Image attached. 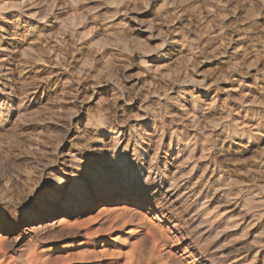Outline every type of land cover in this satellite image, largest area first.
I'll return each instance as SVG.
<instances>
[{
	"label": "rangeland",
	"instance_id": "374dc122",
	"mask_svg": "<svg viewBox=\"0 0 264 264\" xmlns=\"http://www.w3.org/2000/svg\"><path fill=\"white\" fill-rule=\"evenodd\" d=\"M36 1L38 2L31 0L32 6H38ZM44 1L47 3L49 0ZM87 1L76 9L81 13L92 9L91 18L95 22L97 33L106 30L113 33L127 29L128 20L120 22V19L112 18L113 12L116 11L115 6L112 7L105 0ZM131 1L135 2L129 6L133 12L128 16L137 20L136 24L131 22L135 26L134 29L141 28L144 31L150 27L148 32L142 34L146 47H131L129 53L122 51L124 48L120 43L115 44L119 45L118 49L117 46L109 48L112 50H108L112 53L109 68L113 70L114 75H104V78L95 79V82L89 78L88 86L85 81H76L77 78L71 75L70 71L55 67L52 62L27 65L24 71L26 80L22 83L23 86L26 84L25 90L30 92L27 99L21 101L11 95L10 104L6 89L4 88V92L0 91V111L8 112L7 119L0 122V134L5 144L9 142L8 145L1 144L4 147L12 145L13 148L20 143L37 140L41 150L46 152L52 143H58L56 140L59 139L55 138L60 131L59 124L65 121L62 117L66 119L70 115H75L74 117L82 120L83 124L88 115L96 117L95 114L101 113L103 119L108 116L107 120L111 118L114 127L122 132L120 147L122 148L129 138V149H132L134 144V131L139 130V127L145 131H150L153 126L156 130L159 126L163 129L175 128L173 130L177 129L175 133L180 138L177 143L182 150L179 156L185 155L182 146L188 141L187 144L191 145L192 150L191 157L184 166L186 173L178 182V190H183L181 193L185 194L186 198L189 196V199H181L180 196L177 197V193L169 194V201L163 199L159 192L161 187L147 182L139 187L144 186L143 189L151 193L154 199L152 204L128 198L102 200L81 213L55 216L48 222L49 228L35 236L22 234L20 229L0 231V244L5 249V256L17 258L34 248L43 250L84 244L87 240L83 237L86 230L95 229L102 223L109 227V222L115 223L117 217L112 216L104 222L107 215L116 210L120 213L130 210L128 214L136 216L137 218H133L135 221L139 218L143 222L162 228L168 244L175 248V253L182 257L188 256L186 259L192 264H262L264 0H205L207 4L203 0H181V3L180 0H157L146 7L140 0ZM120 13L125 15L122 11ZM1 21L6 20H0V26L3 25ZM101 25L104 27L101 28ZM2 27L5 31H0V34L4 35L0 42V62L8 56L3 49L9 39L18 38L12 37L14 29L7 25ZM15 29V33L19 35L21 31L19 28V31L16 27ZM26 36L17 39L18 43L23 42L24 48H27L26 45L33 49L44 44L52 46L55 41V36L49 33H41L39 36L33 33ZM214 40L219 43L215 44ZM211 45L217 49L211 50ZM101 51L106 53L107 49ZM99 67L103 68L102 65ZM37 80L40 83H37ZM85 87H89L88 92ZM113 102L116 104H112ZM8 105L12 106L10 110ZM45 128H48V131H45ZM102 141L108 142V139L102 137ZM96 145L100 144L95 142L87 149L66 145L65 154L70 151L83 158V161L72 168V174L67 176L64 194L75 184L76 179L83 176V170L95 171L100 168V176L106 170L102 169V157L94 151ZM107 151H110L109 148ZM44 154H40L42 157L33 156V160L38 162V169L45 172L43 171L36 180L26 199L10 204L0 203V218L12 226L20 225L21 213L27 208L36 207L41 201H46L49 194L57 191L55 180L47 179L46 175L51 176L59 168L53 169L51 165L41 167V163H45ZM157 156L159 157L154 164L163 168L165 149H159ZM36 172L38 170L35 168ZM220 183L222 184L219 185ZM208 188H211L210 195L205 198L203 193ZM226 191L234 195L239 194L238 196L249 195L252 201L254 199V213L241 210L232 203H218V196ZM110 202L113 206L106 207ZM103 209L109 213H102ZM91 211H102L100 213L103 215L95 217L96 214H90ZM199 216L207 222L199 225L196 221ZM191 220L195 221V225H191ZM223 220L234 224L233 228L225 233L239 235L224 242L225 233L219 230L218 234L206 238V226H214ZM67 229L79 230L82 238L73 240L70 235L65 234ZM118 230H125L126 233L136 231V227L133 222Z\"/></svg>",
	"mask_w": 264,
	"mask_h": 264
},
{
	"label": "bare ground",
	"instance_id": "6f19581e",
	"mask_svg": "<svg viewBox=\"0 0 264 264\" xmlns=\"http://www.w3.org/2000/svg\"><path fill=\"white\" fill-rule=\"evenodd\" d=\"M85 1L87 0H49L47 3H44V0H38V2L36 1L38 6L34 7V4L33 6L31 4V0H0V20H6L4 22L1 21L2 24L15 30H13L14 33H12V37L18 36V38L9 39L7 46L3 49L7 52L8 56L4 61L0 62V91L4 92V88L6 89V95L10 104L12 97L9 96L11 95L17 97L18 100L27 99L30 95V92L28 93V91L25 90L26 84L24 83L25 85H22L23 81L26 80L24 78L25 67L30 63L46 64L52 62L55 67L59 66L70 71L71 75L77 78L76 81L83 80L85 81V85H87V80L89 78L94 81L95 79L101 80L104 78V75L107 77H112L114 75L113 70L109 68L112 63V53L108 50L113 46H117V48H115L118 49L119 45L115 44H123L124 50L122 51H125V53H127V51L129 53V48L131 47L142 49L146 47L142 34L146 33L145 31L149 30L150 27L146 28L144 31H142L141 28L134 29L135 26H133L131 22L136 24L135 22H137V20L128 16L130 12H133L132 9H129V6L130 4L132 6V3L135 1L105 0L112 7H116V11L113 12L112 18H116L117 20L120 19V22L128 20L127 22L129 23V25L126 26L127 29L125 28L120 32L113 33H108L106 32L107 30L100 33L95 31V22L91 18L92 9L83 13L78 12L76 7L82 3H86ZM203 1L205 3L207 2L205 0ZM140 2L146 7L153 2L156 3L157 0H140ZM203 5L205 4L203 3ZM208 5L211 6V4ZM208 5H206V7ZM113 9L115 10V8ZM121 11L124 12L125 15L121 13L120 15L119 12ZM207 13L209 14V12ZM53 22L54 25H52ZM2 26H0L1 32L3 31ZM15 27L17 31H21L19 35L15 33ZM102 27H104V25H101V28ZM33 33H35V36L36 34L39 36L41 33L52 34L55 36L56 42L53 41L54 44H52V46L37 44L38 46L34 49L30 45H26L27 48H24L25 45L23 42H21V44L18 43L17 39ZM3 39L4 35L0 34V42ZM222 40L224 41V39ZM216 42L219 43V41H215V44H217ZM211 47V50L217 49L213 48L214 46L212 45ZM119 48H121V46ZM104 49H107L106 53L101 51ZM100 65H102L103 68L100 69ZM38 80L36 82L40 83ZM85 88V91L88 92L89 87ZM81 93L83 92L81 91ZM2 95H4V93ZM117 99L116 97V100ZM195 103L196 102L193 100V104ZM112 104L116 103L113 102ZM8 106L7 108L10 110L12 106ZM6 113H8L7 110L6 112L0 111V122L8 116ZM97 114H95L96 117H88V115L84 119V124L82 120L75 118V115H70L66 117V119L62 117L65 121L59 124L58 128L60 131L56 134L55 138L59 139L56 140L58 143H52L51 147L49 146L50 149L48 151L45 150L46 152L41 150L37 140L20 143L13 148H11V144V147H4L2 146L4 142L0 134V203L10 204L24 201L30 193V190L34 188L36 180L44 170L38 169V162L33 160L35 159L33 156H41L45 153L43 156L45 163H41V167L44 168L46 165H51L53 169L59 168L55 170V173L51 176L46 175L47 179L51 178L55 180V189L57 191H53V193L49 194L46 201H41L36 207H29L22 212L20 225L12 226L9 222H5V220L0 218V231L8 232L20 229L22 234L35 236L43 232L47 228L48 222L52 221L55 216H71L72 214L81 213L102 200L113 201L116 199L128 198L130 200L145 201L148 204H152V200L154 199H152L151 193L145 191L143 189L144 186L142 188L139 187L147 182L158 184L161 187L159 192L163 199L166 198L169 201L171 200L169 194L173 195L175 193H177V197L180 196L181 199H189V196L186 198V195L181 193L183 190H178V182L179 178L185 175L186 168L184 166L186 162L188 163L192 154L191 145L187 144L190 138H188V142L182 146L186 152L184 153L185 155L179 156L182 150L177 143L180 141V138H178V135L175 133L177 129L173 130L175 128L171 127L163 129L159 126L160 128L156 130L153 126L154 128L152 127L150 131H145L139 127V130L134 131L135 138L132 149H129V138L121 148L119 141L122 132L114 127L111 118L107 120V116L106 119H103V116L101 117L100 115L101 113L98 114L100 115L99 117H97ZM62 119L60 118V120ZM45 131H48V128H45ZM102 137H106L108 142H103ZM142 137L145 139L143 140ZM164 141H166L165 145ZM95 142L100 145H96L94 151H97L102 157V161L104 162L102 169L106 170L101 176L99 175L100 168L95 171H87L88 169L83 170V176L76 179L75 184L73 186L71 185L68 192L66 191L67 193L64 194L67 176L72 174V168L78 166L79 163L83 161V158L77 157L70 151L65 154L66 145L69 144L70 147H79L80 149L85 147L87 149ZM8 143L6 142L7 145ZM108 148L110 150L109 152L107 151ZM159 149H165L166 157H163L165 161L163 168L154 164L155 160L159 157L157 156ZM35 168L38 170L36 173ZM216 182H218V180ZM221 184L222 183L219 185ZM139 189L141 190L138 192ZM219 189H221V187ZM210 191L211 188H208L203 193V196L206 198L210 195ZM238 195H234L232 192L227 191L221 192L217 200H219L218 203L222 201L226 204L232 203L241 210L253 212L252 210L255 207L254 199L252 201L249 195ZM261 205L259 206L261 207ZM112 206L113 204L111 202L106 205V207ZM105 210L103 212L99 211V213L91 211L90 214L95 213L96 215L94 216L99 217L98 215L108 212ZM116 211L111 212L110 215L105 217L104 222H107L112 216L118 219H116L115 223L109 222V227H106L105 223H102L95 229L89 228L86 230L83 237L87 240L84 244L64 248L50 247L43 250L34 248L29 250V252L27 251L25 255L17 258L6 257L5 249H3L0 244V264H192V262L186 259L188 256L182 257L178 256V253H175V248L173 245L168 244L167 236L162 228L152 223L143 222L139 218L135 221L133 218L136 216L128 214L130 210H125L124 213ZM257 215L256 218L258 217ZM259 216L261 217V214ZM164 220L167 221L166 219ZM196 221H198L199 225H203L207 222L206 219L201 216L197 217ZM133 222L136 231L131 230L124 233L125 230H118L126 224H132ZM194 222V220H191V225H195ZM169 224H171V222ZM233 226V222L223 220L214 226H206L204 235L209 239L215 234H218L219 230L225 233V231L228 232ZM64 233L65 232L62 233L63 236ZM65 234L70 235L73 240L76 241L80 237L82 238L79 230L67 229ZM238 235L239 233H225L223 241L235 239ZM261 261L262 264H264V257ZM238 264H241V262H238Z\"/></svg>",
	"mask_w": 264,
	"mask_h": 264
}]
</instances>
